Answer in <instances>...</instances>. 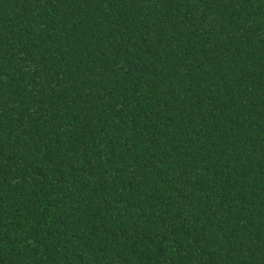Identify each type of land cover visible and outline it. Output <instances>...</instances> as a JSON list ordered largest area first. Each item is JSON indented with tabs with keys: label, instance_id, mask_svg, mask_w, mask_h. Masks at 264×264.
Wrapping results in <instances>:
<instances>
[{
	"label": "trees",
	"instance_id": "1",
	"mask_svg": "<svg viewBox=\"0 0 264 264\" xmlns=\"http://www.w3.org/2000/svg\"><path fill=\"white\" fill-rule=\"evenodd\" d=\"M0 264H264V0H0Z\"/></svg>",
	"mask_w": 264,
	"mask_h": 264
}]
</instances>
